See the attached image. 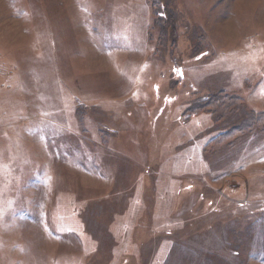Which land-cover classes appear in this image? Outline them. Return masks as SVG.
<instances>
[{"label": "rangeland", "instance_id": "rangeland-1", "mask_svg": "<svg viewBox=\"0 0 264 264\" xmlns=\"http://www.w3.org/2000/svg\"><path fill=\"white\" fill-rule=\"evenodd\" d=\"M0 264H264V0H0Z\"/></svg>", "mask_w": 264, "mask_h": 264}, {"label": "snow or ice", "instance_id": "snow-or-ice-1", "mask_svg": "<svg viewBox=\"0 0 264 264\" xmlns=\"http://www.w3.org/2000/svg\"><path fill=\"white\" fill-rule=\"evenodd\" d=\"M174 72L178 73L181 77L183 76V70L182 69H173ZM168 99V98H166Z\"/></svg>", "mask_w": 264, "mask_h": 264}, {"label": "trees", "instance_id": "trees-1", "mask_svg": "<svg viewBox=\"0 0 264 264\" xmlns=\"http://www.w3.org/2000/svg\"><path fill=\"white\" fill-rule=\"evenodd\" d=\"M200 104V103H199ZM200 107H201V105H200ZM200 107H198V108H200Z\"/></svg>", "mask_w": 264, "mask_h": 264}]
</instances>
